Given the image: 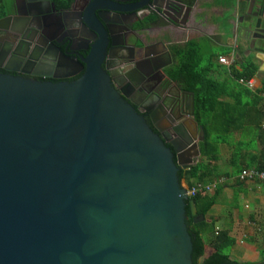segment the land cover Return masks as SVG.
Segmentation results:
<instances>
[{"label":"water","instance_id":"95a60500","mask_svg":"<svg viewBox=\"0 0 264 264\" xmlns=\"http://www.w3.org/2000/svg\"><path fill=\"white\" fill-rule=\"evenodd\" d=\"M243 1L249 15L257 1L264 8V0ZM148 4L163 14L178 5ZM254 15L238 24L264 32V13ZM97 19L107 38L109 25ZM106 38L79 64L75 82L0 74V264H193L187 202L195 224L205 218L179 172L201 157L194 96L189 121L169 130L153 118L155 132L112 86ZM5 44L0 38L1 63ZM11 61L6 70L18 73Z\"/></svg>","mask_w":264,"mask_h":264},{"label":"flooded vegetation","instance_id":"af4514ba","mask_svg":"<svg viewBox=\"0 0 264 264\" xmlns=\"http://www.w3.org/2000/svg\"><path fill=\"white\" fill-rule=\"evenodd\" d=\"M238 1L246 4L237 18L239 22L242 17L247 22L257 12L264 13L260 1L253 15H249L248 3ZM31 2L0 0V38L7 42L0 74L55 84L77 81L84 72L75 75L79 64L96 43L106 38L97 19L100 16L109 25L103 67L112 86L155 132L153 118L159 127L169 130L190 118L193 94L180 89L167 75L173 64L170 46L209 38L215 47L222 37L217 33L219 21L230 23L233 3L175 0L178 7L169 4L163 14L150 8L148 0H37L36 16H30ZM151 18H157V25L145 27ZM85 21L99 36L83 25ZM239 24L224 36L232 39L243 58L258 55L257 49H264V32L255 25L246 28ZM25 25L34 29L28 32ZM187 36L188 41L182 40ZM10 60L9 67L18 73L6 70Z\"/></svg>","mask_w":264,"mask_h":264},{"label":"trees","instance_id":"16d2710c","mask_svg":"<svg viewBox=\"0 0 264 264\" xmlns=\"http://www.w3.org/2000/svg\"><path fill=\"white\" fill-rule=\"evenodd\" d=\"M156 20L157 18H151L144 26L157 25ZM170 50L173 64L167 70V75L180 89L194 95V119L204 136L199 144L200 160L190 169L180 170V184L184 180L188 187L186 189H191L198 184H210L222 177L223 174L219 171L221 147L230 146L232 136H240L244 141L241 140L232 147L230 160L234 163L231 164L230 172L223 176L235 178L237 182L244 184L238 178L244 169L264 171V76L260 80L261 87L255 90L238 83L240 78L258 79L259 65L250 58H243L236 60L229 68L220 67L217 62L221 57L229 55L230 50H215L209 38L172 45ZM219 69H224L223 78H217ZM256 144L261 146L260 164L256 167L252 164L243 167L238 162L242 150L253 149ZM223 186H219L214 194H199L189 198V201L195 203L197 215L205 218L201 223L193 222L187 202L186 224L193 243V264L235 263L229 251L235 246L236 240L229 231L218 230L217 221L209 218ZM207 244L212 248L208 256Z\"/></svg>","mask_w":264,"mask_h":264},{"label":"crops","instance_id":"0c3cea01","mask_svg":"<svg viewBox=\"0 0 264 264\" xmlns=\"http://www.w3.org/2000/svg\"><path fill=\"white\" fill-rule=\"evenodd\" d=\"M225 1V0H223ZM232 11L230 14V23L229 22H221L219 21L218 31L217 33L221 34L222 37L219 38L217 44L214 43L217 51L222 50H230V54L226 57L229 60L235 59H243L242 55L236 52V44L232 42L231 38H227L224 36V33L230 31L232 28L236 29L238 27L239 21L237 18L239 17L240 12H244L246 9V4L239 3L238 0H232ZM205 6V5H203ZM198 27V25H196ZM201 26L205 27V24H201ZM200 26V28H202ZM188 36L182 40L188 41ZM242 48L245 47L242 45ZM263 47L257 49V52L260 54L261 50L264 53ZM245 50V49H244ZM243 51V50H242ZM255 55L254 57H250L259 67H263L264 63L261 60V56ZM264 57V56H263ZM220 64L219 62H217ZM236 63V62H235ZM220 67L227 68V65L220 64ZM229 68V67H228ZM238 68V67H237ZM259 68V69H260ZM224 69H219L217 72V78H223ZM244 141L240 136H232L230 146H222L221 147V160L219 162V171L224 175L225 173H229L231 170V164L234 161H231L232 157V147L237 145L239 141ZM261 146L256 144L253 149L245 148L242 150L241 155L238 159L239 164L243 167L252 164V166H257L260 164L261 157L259 155ZM246 170V169H244ZM248 170H257L254 168H250ZM221 175V176H223ZM225 176V175H224ZM226 184V183H225ZM223 186L220 191L218 202L213 207V211L210 212L209 218L215 219L217 221L218 230H226L230 232V235L236 240L235 246L232 248V254H236L240 256L245 261H258L260 256L256 252V248H258V240L256 238L257 234L264 233V183L261 182H245L244 184H240L237 182L235 178H230L227 181V185ZM214 194V193H212ZM226 199L228 202L225 204L219 205V203ZM245 203V210L241 211L239 206L241 203ZM234 205L231 208V211H224L225 205L227 204ZM216 208V209H215ZM264 246L258 248L261 249ZM231 254V258H232ZM263 263V262H261ZM246 264V263H244Z\"/></svg>","mask_w":264,"mask_h":264},{"label":"built area","instance_id":"2783aa9c","mask_svg":"<svg viewBox=\"0 0 264 264\" xmlns=\"http://www.w3.org/2000/svg\"><path fill=\"white\" fill-rule=\"evenodd\" d=\"M233 61L234 59L228 61L226 57H221L219 59L220 64L227 65L228 67L232 65ZM238 83L251 90H255L261 87V82L257 78H251V79L240 78L238 79ZM262 97L264 98V93L262 94ZM238 178L241 182L264 183V171L246 169L242 171V173L239 175ZM227 181L228 178L222 176L210 184L207 185L198 184L192 187L191 189H187L188 198L195 197L199 194H212L218 189L219 186L227 183Z\"/></svg>","mask_w":264,"mask_h":264},{"label":"rangeland","instance_id":"374dc122","mask_svg":"<svg viewBox=\"0 0 264 264\" xmlns=\"http://www.w3.org/2000/svg\"><path fill=\"white\" fill-rule=\"evenodd\" d=\"M216 50H217V49H216ZM181 185H182L184 188H188L184 180H182ZM227 202H228V200L223 199V200L219 203V205H221V204H223V203L226 204ZM234 205H236V204L234 203ZM234 205H232L231 203H230V204H227V205H225V208H224L223 210H224V211H227V210H228V211H231V208H232ZM244 205H245V203L242 202L241 205L239 206V208H240L241 211H243V210L246 209ZM221 206H222V205H221ZM215 209H216V208H215ZM212 211H213V210H212ZM245 211H246V210H245ZM256 238H257V240H258V248L264 246V233L257 234V235H256ZM258 248H256L255 250H256L257 254L260 256V258L258 259V261H256V263H254V261H245V260H243L240 256H238V255H236V254H234V253L232 254V249H231L229 252H230V254H232V260H233L236 264H244V263H246V264H261V262L264 261V248H261V249H258ZM211 252H212V248H211V246H210L209 244H207V247H206V256L210 255Z\"/></svg>","mask_w":264,"mask_h":264},{"label":"bare ground","instance_id":"6f19581e","mask_svg":"<svg viewBox=\"0 0 264 264\" xmlns=\"http://www.w3.org/2000/svg\"><path fill=\"white\" fill-rule=\"evenodd\" d=\"M235 63V59H234V61H233V63L232 64H234Z\"/></svg>","mask_w":264,"mask_h":264}]
</instances>
